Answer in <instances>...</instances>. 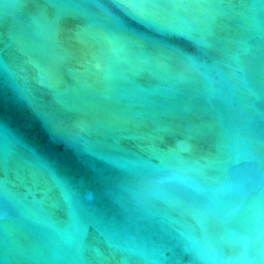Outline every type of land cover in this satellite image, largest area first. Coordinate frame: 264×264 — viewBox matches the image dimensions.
Instances as JSON below:
<instances>
[{
  "label": "water",
  "instance_id": "obj_1",
  "mask_svg": "<svg viewBox=\"0 0 264 264\" xmlns=\"http://www.w3.org/2000/svg\"><path fill=\"white\" fill-rule=\"evenodd\" d=\"M0 264H264V0H0Z\"/></svg>",
  "mask_w": 264,
  "mask_h": 264
}]
</instances>
